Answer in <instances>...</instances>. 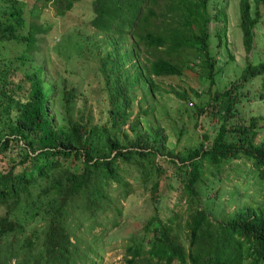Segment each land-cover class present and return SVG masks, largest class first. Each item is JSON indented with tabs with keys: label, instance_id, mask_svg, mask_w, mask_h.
<instances>
[{
	"label": "trees",
	"instance_id": "16d2710c",
	"mask_svg": "<svg viewBox=\"0 0 264 264\" xmlns=\"http://www.w3.org/2000/svg\"><path fill=\"white\" fill-rule=\"evenodd\" d=\"M41 1H49L61 15L76 0ZM154 2L89 0V23L115 42L113 51L89 65L91 74L84 78L89 90L99 92L95 97L105 102L94 117V110L76 104L89 98L82 89L55 86L47 80L44 65L36 62V33L45 28L30 18L39 8L28 7L26 15L24 0H0V264L1 251L16 254L20 264H60L68 255L75 257L81 237L73 231L82 220L92 222L94 212L107 205L113 225H118L122 207L114 198H126L135 184L146 187V179L152 178L148 190L154 209L143 220L141 233L126 234L124 264H264V207L242 203L221 212V192L208 178L220 175L225 164L240 170L239 162L232 161L240 159L264 181V119L245 118L238 110L241 96L251 97L242 89L245 83L264 74V56L260 50L255 61L252 53L244 56L238 79L221 90L207 87L206 99L189 100L194 124L203 130L195 145L174 150L170 141L167 146L165 126L154 113L160 91L154 76L179 74L184 63L189 67L187 53L192 51L196 61L191 65L202 68L210 84L217 58L210 50L206 0L172 4L169 22L155 17ZM238 8L241 44L249 52L258 16L250 12L248 0H239ZM222 33L215 37L217 45L222 44ZM126 35L131 40L122 45ZM8 42L17 47L10 56L4 52ZM140 44L147 46L142 58ZM93 76L97 85L91 84ZM165 91L190 98L185 90ZM191 96L200 98V93L192 90ZM56 98L58 114L51 109ZM205 123L212 126L211 134ZM125 124L135 130L134 138L128 139ZM157 154L169 159L168 166ZM131 170L138 172L134 182L124 177ZM168 188L177 190L175 204L183 203V209L171 208L162 218L155 209Z\"/></svg>",
	"mask_w": 264,
	"mask_h": 264
},
{
	"label": "rangeland",
	"instance_id": "374dc122",
	"mask_svg": "<svg viewBox=\"0 0 264 264\" xmlns=\"http://www.w3.org/2000/svg\"><path fill=\"white\" fill-rule=\"evenodd\" d=\"M24 1V13L26 15L30 14L28 7L35 6L39 8L38 14L35 17H31L30 20L45 28L43 32L36 33L38 40L35 58L36 62L44 65V72L48 77L47 80L54 81L58 84H55V86L58 87H62L61 83H64L63 89L70 90L71 87L74 90L82 89L89 98H85L84 103L78 101L76 104L85 107L87 110H94V117H97L95 109L102 106L100 100L95 97L99 92L89 90V85L85 84L84 78H88L89 74H91L89 65L99 62V58L104 56L108 50L113 51L112 46H115V42L107 39L109 34L97 31L89 23L92 14L89 0H76L72 7L61 15L54 12L53 6L49 1ZM165 1L169 0H155L151 4L157 19H165L169 14L164 5ZM212 1L206 0V10L210 8ZM238 1L216 0L218 9H209L212 16L207 23L212 41L210 50L213 57L217 58L213 69L212 83H208V76L202 71V68L196 70L191 65L196 61L192 51L187 53V56L190 57L189 67L187 62L184 63L179 74L154 76L160 88L154 98V113L157 116V122L165 126L167 146V142L170 141L174 145V150L185 151L187 147L195 145L203 130L198 124H194V119L191 116L194 107L193 104L188 103L189 100L197 102L199 99H206L207 94L204 92L207 87L209 91L221 90L230 81L238 79L243 67L244 56L249 57L252 53L251 59L255 61L258 59V50H260V55L264 56V0H249L250 12L254 14V8H256L260 19L263 18L262 21L259 20L255 25V37L249 52H245L241 44V33L238 26ZM214 13L219 18H215ZM220 32H223L220 40L222 44L217 45L215 37ZM92 39H96V41L94 42ZM130 40L131 38L126 35L121 44L127 45ZM224 41L226 48L224 47ZM94 43L101 45L100 48L97 46L96 49ZM117 43H119V40ZM5 47L6 56L16 53L17 47L14 42H8ZM145 47L147 46L140 44L138 53L140 58L143 56ZM125 49L127 48H122L121 52ZM158 49L160 50V48ZM186 50L189 51L188 48ZM228 51L231 52L232 57L227 56ZM183 52L180 56L182 60L184 58ZM127 53H132L131 48L127 49ZM220 60H223L225 65ZM82 62L83 64L81 65ZM84 69L87 70V73L83 71ZM14 75L16 77L19 76L18 69ZM91 84H98L97 76H93ZM169 87L179 91L185 90L190 98L186 101L176 97L172 92L165 91V88ZM245 88L249 90L251 97L247 99L248 97L241 96L242 100L238 110L245 118L255 115L260 116L259 119H264V98L259 97L256 90L258 88L264 94V74L251 77L242 89ZM192 90H197L200 93V98L192 97ZM84 93L83 95H85ZM136 94L138 96V93ZM57 98L51 106V109L56 111V113L60 108ZM198 120H200V116ZM205 126L208 133L211 134L213 132L212 126L206 123ZM123 128L128 134V139L136 136L135 130L130 129L127 124ZM156 157L161 164L168 166L170 161L166 156L157 154ZM232 161L239 162L240 170L225 164L220 175L208 174V178L212 180L211 184L213 187L221 192L219 196L223 200L221 212L231 211L237 204L242 203L264 207V181L256 179L251 171H247V161L244 163H241L240 159H232ZM167 170H170V167H167ZM137 174L138 172L132 171V174L127 173L124 177L134 182L133 177ZM152 180L153 178L146 179L144 183L146 187L142 186L143 183L135 184L133 190L124 199L116 201L114 198V201L122 207L121 218L123 221L119 222L118 225H113V215L110 214L111 209L107 205L104 210L101 209L94 212L92 215L94 220L92 222L85 219L82 220L73 231L75 234H80L81 237L78 242L80 245L79 253L75 257L68 255L66 260L60 264H82L81 261L85 264H124V258L128 256L124 253L123 248L126 243V234L135 230L137 231L136 233H141L140 226L143 220L153 212V200L150 199L148 190ZM173 184L177 185V182H173ZM176 200L177 190L168 188L162 192L161 197L158 199L155 211L160 217L164 218L169 214L171 208L182 210L183 203L175 204ZM143 235L147 236L148 234L144 233ZM70 238L73 240L72 235ZM86 248H88L86 251L88 255L84 251L81 252V250ZM42 256H45L44 252ZM1 264H20V258L8 251H1ZM172 264H175V262H172Z\"/></svg>",
	"mask_w": 264,
	"mask_h": 264
},
{
	"label": "clouds",
	"instance_id": "9594fccd",
	"mask_svg": "<svg viewBox=\"0 0 264 264\" xmlns=\"http://www.w3.org/2000/svg\"><path fill=\"white\" fill-rule=\"evenodd\" d=\"M182 1L183 0H169V1H165V3H164V5L166 6V11L169 13L168 14V16H167V18H165L164 20L166 21V22H169V21H171V12L169 11V7L172 5V4H174V3H178V4H180V3H182ZM189 1H196V0H189ZM239 2V1H238ZM248 2H249V0H248ZM249 5H250V3H249ZM251 7V6H250ZM152 8V7H151ZM214 8H216V9H218V7H217V3H216V0H213L212 1V3L210 4V8H208L207 9V12H208V14H209V17H210V19H211V14H210V12H209V9H211V10H213ZM177 11H179V7L177 8ZM223 12H224V10H223ZM257 13V10H256V8H254V14H256ZM165 15H167V14H165ZM225 15V14H224ZM257 22L260 20V21H262V19H260V16L258 15V13H257ZM214 17L215 18H219L218 17V15L216 14V13H214ZM238 18H239V8H238ZM210 21V20H209ZM208 21V22H209ZM207 22V23H208ZM256 22V23H257ZM256 25V24H255ZM255 27V26H254ZM208 29V28H207ZM209 31V30H208Z\"/></svg>",
	"mask_w": 264,
	"mask_h": 264
},
{
	"label": "bare ground",
	"instance_id": "6f19581e",
	"mask_svg": "<svg viewBox=\"0 0 264 264\" xmlns=\"http://www.w3.org/2000/svg\"><path fill=\"white\" fill-rule=\"evenodd\" d=\"M102 103H105V102H102Z\"/></svg>",
	"mask_w": 264,
	"mask_h": 264
}]
</instances>
